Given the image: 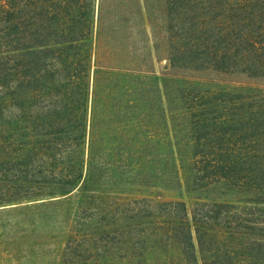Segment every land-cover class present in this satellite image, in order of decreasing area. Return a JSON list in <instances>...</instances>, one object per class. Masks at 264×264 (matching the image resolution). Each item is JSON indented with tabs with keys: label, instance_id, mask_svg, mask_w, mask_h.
<instances>
[{
	"label": "rangeland",
	"instance_id": "rangeland-1",
	"mask_svg": "<svg viewBox=\"0 0 264 264\" xmlns=\"http://www.w3.org/2000/svg\"><path fill=\"white\" fill-rule=\"evenodd\" d=\"M151 7L139 41L137 17L109 35L111 21L101 35L93 23L82 176L66 192L0 202V264L211 263V234L183 253L163 216L191 221L197 201L232 203L242 236L264 229V0ZM81 50L46 51L70 61ZM97 51L110 66L99 67ZM220 250L234 257L229 242Z\"/></svg>",
	"mask_w": 264,
	"mask_h": 264
},
{
	"label": "trees",
	"instance_id": "trees-1",
	"mask_svg": "<svg viewBox=\"0 0 264 264\" xmlns=\"http://www.w3.org/2000/svg\"><path fill=\"white\" fill-rule=\"evenodd\" d=\"M151 9V0H0V29L8 36L0 41V202L66 192L79 181L85 164L81 152L93 57L84 41L94 35L95 22L101 35L106 32L104 22L111 21L109 35L127 30L125 24L133 17L140 25L135 38L139 41ZM61 44H80L82 50L70 55V61L69 55L61 58V51H46ZM147 47L144 40L142 48ZM98 52L99 67L110 66L109 57ZM167 58L169 68H174V57ZM137 66L134 71L144 76L151 70ZM172 203L186 214L184 201ZM196 205L191 221L183 215H163L170 238L183 253L193 252L196 243L200 247L208 233L217 242V260L203 264H264V229L260 235L242 236L233 224L232 203L197 201ZM161 235L157 232L156 238ZM225 242L234 253L229 260L219 256Z\"/></svg>",
	"mask_w": 264,
	"mask_h": 264
}]
</instances>
